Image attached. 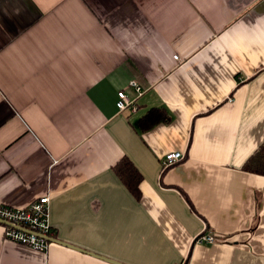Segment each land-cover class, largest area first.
<instances>
[{
	"label": "crops",
	"instance_id": "0c3cea01",
	"mask_svg": "<svg viewBox=\"0 0 264 264\" xmlns=\"http://www.w3.org/2000/svg\"><path fill=\"white\" fill-rule=\"evenodd\" d=\"M263 142L264 0H0V205L47 196L51 237L123 264H264V176L243 170ZM0 264L112 263L0 223Z\"/></svg>",
	"mask_w": 264,
	"mask_h": 264
},
{
	"label": "built area",
	"instance_id": "2783aa9c",
	"mask_svg": "<svg viewBox=\"0 0 264 264\" xmlns=\"http://www.w3.org/2000/svg\"><path fill=\"white\" fill-rule=\"evenodd\" d=\"M174 58L177 59L178 56L174 55ZM129 85L133 86L137 92H140L139 85L134 81L129 82ZM116 105L119 110H125L131 105V101L123 91L118 92ZM184 156L181 151L166 153L160 161L162 171L179 163L184 159ZM49 203L47 196H40L23 207L0 205V220L8 222V224L2 223L4 239L33 251L44 252L49 244L45 237H51L52 235L49 220ZM194 242L198 244H214L217 243V238L209 231L196 237Z\"/></svg>",
	"mask_w": 264,
	"mask_h": 264
},
{
	"label": "trees",
	"instance_id": "16d2710c",
	"mask_svg": "<svg viewBox=\"0 0 264 264\" xmlns=\"http://www.w3.org/2000/svg\"><path fill=\"white\" fill-rule=\"evenodd\" d=\"M165 116L166 114L159 109L151 110L146 116L139 120L138 126H142L144 128L149 127L156 121L158 122V120L165 118ZM113 169L126 185L128 190L136 198H139L140 191L138 189V182L140 181L141 176L132 162L127 158H122L113 166ZM243 170L264 176V142L248 158L243 166Z\"/></svg>",
	"mask_w": 264,
	"mask_h": 264
},
{
	"label": "water",
	"instance_id": "95a60500",
	"mask_svg": "<svg viewBox=\"0 0 264 264\" xmlns=\"http://www.w3.org/2000/svg\"><path fill=\"white\" fill-rule=\"evenodd\" d=\"M0 223H1V224H2V223H4V224H8V222L3 221V220H0ZM45 238H46L49 242H55V243H58V244H61V245H64V246L70 247V248H72V249H76V250H80V251L86 252V253H88V254H90V255H92V256H95V257L101 258L102 260H105V261H107V262H109V263H112V264H123V263L117 262V261H115V260L109 259V258H107V257H103V256H100V255H96V254L91 253V252H89V251H84L83 249H80L79 247H76V246L71 245V244H69V243H66V242H64V241H61V240H59V239H57V238H53V237H49V236H47V237H45Z\"/></svg>",
	"mask_w": 264,
	"mask_h": 264
}]
</instances>
